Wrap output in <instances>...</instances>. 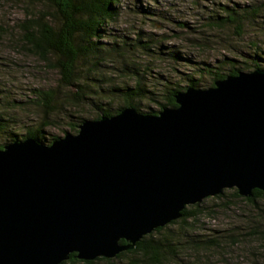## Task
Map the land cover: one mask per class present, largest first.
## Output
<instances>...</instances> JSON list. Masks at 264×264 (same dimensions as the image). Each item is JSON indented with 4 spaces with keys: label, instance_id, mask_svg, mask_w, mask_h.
Masks as SVG:
<instances>
[{
    "label": "water",
    "instance_id": "water-1",
    "mask_svg": "<svg viewBox=\"0 0 264 264\" xmlns=\"http://www.w3.org/2000/svg\"><path fill=\"white\" fill-rule=\"evenodd\" d=\"M252 68L157 115L132 106L52 145H5L0 264L114 258L225 188L264 190V68Z\"/></svg>",
    "mask_w": 264,
    "mask_h": 264
},
{
    "label": "trees",
    "instance_id": "trees-1",
    "mask_svg": "<svg viewBox=\"0 0 264 264\" xmlns=\"http://www.w3.org/2000/svg\"><path fill=\"white\" fill-rule=\"evenodd\" d=\"M23 1L33 5L42 2L49 9H57V22L63 24L65 28L57 29L59 26L53 24L51 15H47L45 11H40L33 14V17L28 18L22 25V29L27 34L26 48L34 56L44 60L45 63H51L50 66L53 68L61 69L62 74L67 77L64 83L73 87L81 84L79 81L80 75H86L87 79V75L90 74L88 72L90 62L88 54H92L94 50L98 49L96 39H101L110 20L126 22L138 14L131 11L132 7L130 5H122V0H95L93 4L87 3L86 0H17V3ZM79 4L82 8L79 7ZM262 4L264 5V1H262ZM147 5L149 7L151 4L147 3ZM259 10L261 11V8ZM225 11H228V13L220 14L214 22L220 26L233 25L236 36L239 38V35L243 33V38H240L238 43L225 45V51H222L223 58H219V56L211 58L213 46H209V62H206L209 65V70H203L206 67L203 66L198 73L194 72L193 69L188 70L187 67L182 68L180 73H189L185 81L189 86L201 87L203 78L207 74H209L211 80L209 87L214 86L213 82L220 79L219 76L222 73L225 72L227 75L237 74L241 71V69H238L240 64L246 67V71L254 70L248 68L252 65L249 62L251 58L255 62L264 60V43L259 45L255 41V36L249 40L245 38L248 27L245 13L238 9L229 8ZM117 12L121 13L116 14ZM143 13L148 14L145 11ZM212 18L215 19V17ZM151 29L156 30L157 26L153 25ZM85 38L88 40L85 41ZM206 46L205 44L198 47L196 45V54L200 53L201 55L202 52H208L205 50ZM55 47L59 48L58 51L62 56L54 57L50 54L51 48ZM245 49L246 51L250 49L247 56L243 55ZM173 56L171 60L185 61L188 65L194 63L193 56L180 52L173 53ZM234 56H238L240 60H236ZM103 62L105 68L100 72L103 74L105 86L102 85V89L94 90L96 91V93H93L94 99L97 101H94L93 98H87L90 100L86 103L92 106L93 114L96 117L80 115L75 117V121L72 118L69 123L71 128L69 129H65L63 124V115H66V109L53 97L55 95L53 89L43 90L40 93H38V89H28L24 92L25 97L23 98L20 83L19 86L12 85L15 88L9 89L7 86L10 85L0 78V85H2V88H0V150L6 144L24 141L31 137L37 139L39 143L49 137L50 141L48 143L52 144L69 134L78 133L80 125L87 119H101L104 116L112 117L127 107L134 106L145 115H157L163 108L175 102L173 98H168V94L175 93L176 95L189 87L178 80L179 85L173 82L170 76L163 74L167 72L166 70L176 73L173 71L175 66L167 61L165 63L166 69L161 70L156 77L159 92L160 81H165V84L161 87L165 93L164 95L158 93L146 97L147 91L144 87L136 89L129 87L126 90L117 89L115 85L123 88L121 83H115L118 75L115 74L114 81H110L114 74L112 71L120 72L121 67L115 65L111 57H106ZM128 69L136 70V67ZM2 70L3 66H1L0 72L9 73V71ZM133 75L132 73L128 74L130 82H132ZM107 83L113 85H106ZM57 88L62 89L61 85H57ZM16 90H18V94ZM142 98H147L150 102L146 106L129 104V100ZM99 107H102V109L98 113L97 109ZM3 118H11L12 120L5 121ZM34 121L55 128L58 132H42L39 131L42 129L39 126L36 127L35 131H32V128H28V124ZM21 129L26 130V133H20ZM239 199L246 203V206L242 208L246 212L241 225L214 226L210 222L211 218L216 219L237 210L231 207ZM255 243H258V245H251ZM242 251V255H239ZM246 251L253 258H261V254L264 252V190L255 189L253 196L245 197L240 194L237 188H231L224 190L222 194L217 196L208 197L201 203L190 205L180 219L145 235L135 248L121 252L116 258L98 257L87 261L81 260L77 253H73L62 264H234L235 259L246 256ZM247 260L251 262V258Z\"/></svg>",
    "mask_w": 264,
    "mask_h": 264
},
{
    "label": "rangeland",
    "instance_id": "rangeland-1",
    "mask_svg": "<svg viewBox=\"0 0 264 264\" xmlns=\"http://www.w3.org/2000/svg\"><path fill=\"white\" fill-rule=\"evenodd\" d=\"M262 1L264 0H122L121 4L130 5L132 7L131 11L138 13L137 16L126 22L110 20L101 39H96L98 49L94 50L92 54H88L90 56L88 69L90 74L87 75V79L86 75H80L79 81L81 84L73 87L64 83L67 77L62 74L61 69L53 68L50 66L51 63H45L44 60L34 56L26 48L27 34L22 29V25L26 20L40 11H45L47 15H51L53 24L59 26L57 29L65 28L63 24L57 22V9H49L42 2L33 5L27 1L17 3V0H0V16L3 19V23L0 25V65L3 66L2 71H9L10 76L18 80L23 98L25 97L24 92L28 89H38V93L53 89L55 93L53 97L66 109V115H63V124L65 129H69L71 128L69 123L72 118L75 121V117L80 115L96 117L93 114L92 106L86 103L90 100L87 98H95L93 95V93H96L95 89H102L105 86L103 74L100 71L105 68L103 61L106 57H111L115 65L121 67L120 72L112 71L114 74L110 81H114L115 74L118 75L115 83H121L123 88L115 85L117 89L126 90L129 87L134 89L144 87L147 91L146 97L158 93L164 95L165 93L161 87L165 84V81H160L159 92L156 77L161 70L166 69L165 63L167 61L174 65L176 69V62L171 60V57H174L173 53L180 52L193 56V65H185V67L196 72L203 68L202 63L209 62V46H213L211 58L217 56L223 58L222 51L225 49V45L238 43L240 42L239 39L243 38V33L239 35V38L236 36L233 25L220 26L214 22L220 14L228 13V11H225L227 8L238 9L245 13L248 25L245 32L247 40L255 36V41L259 45L264 43V5ZM86 2L93 4L95 0H86ZM147 3L151 5L147 7ZM79 7L82 8L80 4ZM165 7L170 12L162 10ZM144 11L148 14H144ZM25 14L26 18H23ZM212 17H215V19ZM153 25L157 26L156 30L151 29ZM20 38L21 40H19ZM84 40L87 41L88 39L85 38ZM202 44L207 45L205 50L208 52H202L201 55L200 53L196 54L197 49H195V46L198 47ZM58 50L59 48L56 47L51 48L50 54L54 57L62 56ZM249 50L246 51L245 49L243 55L247 56ZM249 62L252 63L254 68L264 66V60L255 62L251 58ZM131 67H136V70H129L128 68ZM166 71L163 74L170 76L173 82H176L174 79L176 73ZM129 73L134 74L132 82L129 81ZM188 74L186 72L181 73L178 80L186 83ZM205 78L209 79L210 84L209 74ZM57 85H61L62 89H58ZM106 85L113 84L107 83ZM16 91L18 94V90ZM94 101L97 100L94 99ZM149 102L150 100L147 98L129 100V104L141 106H146ZM101 109L102 107L97 109L98 113ZM37 126L42 128L39 130L42 132H58L57 129L39 122L34 121L28 124V128H32V131H35ZM22 131L26 133V130L23 129ZM236 202L231 208L237 210L230 212L229 215L217 217L216 219L211 218L210 222L214 226L241 225L246 212L242 208L246 206V203L240 199ZM207 220L209 221V218ZM251 245L256 246L258 243ZM243 251L239 255H242ZM245 255V257L235 259L233 263L264 264V252L261 254V258H253L248 251ZM249 258H251V262H248L247 259Z\"/></svg>",
    "mask_w": 264,
    "mask_h": 264
},
{
    "label": "bare ground",
    "instance_id": "bare-ground-1",
    "mask_svg": "<svg viewBox=\"0 0 264 264\" xmlns=\"http://www.w3.org/2000/svg\"><path fill=\"white\" fill-rule=\"evenodd\" d=\"M162 10H165V11H167V12H170V10L168 9V8H162ZM119 13H121V12H117L116 14H119ZM118 16V15H117ZM23 18H26V14L23 16ZM2 23H3V19H2V17L0 16V25H2ZM219 58H221V57H219ZM234 58L236 59V60H240L239 59V57L238 56H234ZM175 62H176V69L175 68H173V71H175L176 72V75H175V77H174V79L176 80V83L177 84H179V82H178V76L181 74L180 73V71H181V69L183 68V67H185V65L186 66H188V64L185 62V61H176L175 60ZM1 64V63H0ZM193 65V64H192ZM1 66L2 65H0V68H1ZM202 66H206L203 70H209V65L206 63V62H204V63H202ZM245 66L244 65H241L240 64V66L238 67V69H241V71H246L245 70ZM248 68H252V66L250 65ZM199 70H201V69H199ZM199 70L198 71H196V72H198L199 73ZM206 76H204V78H203V81H202V86L201 87H197V88H205L206 90H208L209 89V79H206L205 78ZM227 77V74L224 72V73H222V75L221 76H219V78H220V80H224L225 78ZM0 78L5 82V83H7V84H9L10 86H7V88H9V89H12V88H15L14 86H12V85H16V86H19V82H18V80L17 79H14V78H12L11 76H10V74L8 73V72H0ZM218 80V79H217ZM215 85H216V80H215V82H213ZM180 85V84H179ZM185 85L188 87L189 86V84L188 83H185ZM211 85V84H210ZM190 87H193V86H189L188 87V89L190 88ZM0 88H2V85H0ZM180 89L182 90V87L180 86ZM187 90V89H186ZM179 93V92H178ZM177 93V94H178ZM176 94V95H177ZM175 95V93H170V94H168V98L170 99V98H173L174 100H175V102L173 103V104H170L168 107H170V108H173V109H176L179 105H180V103L177 101L178 99H177V96ZM16 97L18 96V95H15ZM3 120H5V121H11L12 119L11 118H3ZM23 129H21V132L20 133H23V134H25L23 131H22ZM30 139H33V140H35L37 143H39L38 141H37V139H35L34 137H31ZM50 140H49V137H46L44 140H42V142H40L39 144H43V145H52V144H50V143H48ZM57 141V140H56ZM55 141V142H56ZM18 142H21V141H18ZM234 188H236V187H234ZM226 189H231V188H225V189H223V191L224 190H226ZM238 189V188H237ZM239 190V189H238ZM223 191L220 193V194H222L223 193ZM240 192V191H239ZM241 194V193H240ZM219 195V194H218ZM241 195H243V194H241ZM215 196H217V195H215ZM243 196H245V195H243ZM209 197H214V196H209ZM245 197H249V196H245ZM206 198H208V197H206ZM205 198V199H206ZM204 200V199H203ZM202 200V201H203ZM202 201H200V202H197V203H195V204H198V203H201ZM195 204H191V205H195ZM190 206V205H189ZM189 206H187V207H189ZM187 207L182 211V213H183V215H184V211L187 209ZM182 217V216H181ZM180 217V218H181ZM180 218H178V219H180ZM177 220V219H176ZM174 221V220H173ZM170 223H172V222H170ZM170 223H168V224H170ZM167 224V225H168ZM166 226V225H165ZM161 227H164V226H161ZM161 227H158V228H161ZM158 228H156V229H158ZM155 229V230H156ZM155 230H153L152 232H154ZM151 232V233H152ZM148 235V234H147ZM139 242V241H138ZM137 242V243H138ZM120 243L121 244H125V243H127L126 242V240H124V239H122L121 241H120ZM137 245V244H136ZM124 251H126V250H124ZM123 252V251H122ZM73 253H77V252H73ZM73 253H71V254H73ZM70 254V255H71ZM78 254V253H77ZM119 255V254H118ZM117 255V256H118ZM116 256V257H117ZM100 257H105V256H100ZM116 257H114V258H116ZM70 258V257H69ZM68 258V259H69ZM80 258V257H79ZM107 258H109V257H107ZM68 259H66V260H64L63 262H65V261H67ZM81 259V258H80ZM81 260H85V259H81ZM87 261H91V260H87ZM62 262V263H63ZM61 263V264H62Z\"/></svg>",
    "mask_w": 264,
    "mask_h": 264
}]
</instances>
